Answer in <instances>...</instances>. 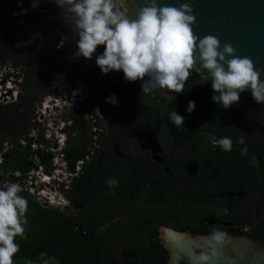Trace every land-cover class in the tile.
<instances>
[{"label":"flooded vegetation","instance_id":"1","mask_svg":"<svg viewBox=\"0 0 264 264\" xmlns=\"http://www.w3.org/2000/svg\"><path fill=\"white\" fill-rule=\"evenodd\" d=\"M49 4L54 3L41 0L42 6L50 7L46 11L50 12L49 24L58 29L53 34L57 37L55 45L62 38L65 41L56 50L61 52L59 55L73 57L77 51V37L69 30L61 10ZM103 51L101 45L92 59L80 56L60 61L58 75L62 81L71 82L69 90L72 87L80 90L83 96L78 98L77 106L88 99L89 108L97 106V111L105 115L101 121L98 115L94 125L96 131L86 145L88 149L90 146L97 149L93 160L109 161L108 167L114 165L110 171L111 178L117 177L121 188L118 203L112 204L108 199L103 206L95 204V209L90 208L89 212L72 204L60 210L83 220L99 215L98 222H91L93 227L89 225L88 231L92 236L94 232L99 234L97 238L94 236L103 245L98 249L102 250L106 260L112 258L111 262H116V255L125 257L137 252H151V239L156 246L166 250L161 243L164 229L201 235L198 232H212L217 228L230 232L227 233L230 235L242 233L248 237L264 232V191L256 188L255 174L248 169V165H254L251 161L253 149L255 146L260 148L258 139L264 140V135L250 129L249 123L254 121L264 128V120L258 122L231 106L223 113L217 104L209 115L201 111L196 114L197 106L189 113L188 105L184 104L185 123L177 127L165 114L170 112L167 111L169 104L154 93L145 97L140 84L139 93L151 104L148 110L138 111L135 115L125 110L111 112L102 102L107 92L113 91L108 85L122 71L101 72L95 61ZM192 132L195 136L190 138L188 134ZM225 136L233 140L231 151H224L215 143ZM240 137L244 138V144L236 142ZM245 147L247 153L242 157L238 151ZM239 160L240 164L237 163ZM148 179L155 181L154 188L162 189L161 195L157 193L154 197V203L146 199ZM223 209H227V214ZM236 218L245 226L235 222ZM92 244L96 249V243Z\"/></svg>","mask_w":264,"mask_h":264},{"label":"trees","instance_id":"2","mask_svg":"<svg viewBox=\"0 0 264 264\" xmlns=\"http://www.w3.org/2000/svg\"><path fill=\"white\" fill-rule=\"evenodd\" d=\"M7 1L11 3L12 0ZM13 10L14 7L12 6L8 10L0 8V68L9 63L13 71L18 70L21 72L23 79L17 101L5 105H2V102V104L0 103V150H2L4 143L12 145L11 150L5 156V164L0 165V186L4 185L7 181H11V183L17 182L15 178L8 177L9 172L27 173L33 169L34 165L32 157L36 153H33L30 146L19 145L21 137H17L16 133L13 134L14 130L11 127L20 125L22 135L34 127L41 128L40 124L33 122L36 106L42 102L46 95L59 96L61 90V84L58 85V69L50 67L46 63L50 50H48V47L43 48L46 46L44 44L45 38L22 41L23 38H15L16 36L3 31L4 27L8 31L3 13L6 11L7 17L11 19V12ZM48 10H50L49 6L41 5L33 12L35 24L32 25V28L37 26L46 34L50 32L47 20L50 12L46 13ZM2 46L4 50L1 49ZM51 52L54 56L61 53L57 50ZM44 83H48L51 90H46L43 87ZM139 87L138 81H126L122 72L112 84L108 85V88L113 91H108L107 97L114 95L117 103H106L107 97L102 103L111 112L112 110H125L124 112L135 115L138 111L148 110L151 104L139 93ZM212 95L213 90L211 88V81H209L195 87L192 91L184 92L177 96L168 105L167 111L170 112H165V114L169 115L176 110L177 114L185 117V112L182 111L184 109L183 105H188L189 101H194L195 106H197L196 114L201 111L209 115L210 111L213 112L215 110L214 106L216 104L211 100ZM88 103L90 101L87 99L84 104L79 105V109L69 111L74 124L71 128L72 135L69 138V146L65 150V153L72 170H76L78 163L86 159L85 157L88 154L86 143L92 138L94 125L91 120L87 119V116L95 115L97 113V106L89 108ZM162 104L166 107L163 101ZM217 105L224 113L226 109L220 104ZM231 107L240 110L248 117H253L258 122H262L261 119L264 120V104L254 102L250 92L246 91L242 93L240 102ZM188 128L191 130L189 126ZM188 135L192 138L195 136V133L192 132ZM258 141L261 143L260 148L255 146L253 153H251L253 157L251 161H254V165H247L248 169H252L255 174L256 188H263L264 191V140L258 139ZM40 154L41 162L48 168H51L53 155L46 151H42ZM238 154L242 157L245 156L241 155V150L238 151ZM108 163L109 161L98 160L97 158L92 160L82 176L72 185L71 191H65L67 198L75 208L83 212H89L90 210H94L96 205L103 206L108 199H111L112 204L118 203L121 188L119 184L111 189L109 188L107 181L113 176L110 170L114 165L108 167ZM237 163L240 164V160ZM147 181L153 180H146L148 186L146 199L148 202L154 203V197L157 193L161 195L162 189L160 187L154 188L155 181L152 184L147 183ZM19 195L26 197L28 200L27 225L25 226L26 233L24 238H16L20 245V250L13 257L14 263L26 264V261L31 260L34 264H42V261L39 259L41 252L47 253L44 259H48L49 264L51 262H55V264H165L169 258L167 251L161 246H156L154 244L155 241L151 239L150 243H153L154 247L151 248V252H137L136 255L125 257L116 255V262H109L103 256L102 250L98 249L103 247L102 243L94 237L96 236L97 238L99 234L94 232V236H92L88 231L89 225L93 227L91 222H98L99 215L86 217L83 220L68 216L58 208H46L29 193L21 192ZM235 222H240V226H245L238 218L235 219ZM262 226H264V223ZM80 228H83V231ZM198 233L206 236L212 232ZM232 234L236 237L243 236L242 233ZM249 237L254 241L264 242V232L262 231H259L257 235H249ZM92 243H96V249Z\"/></svg>","mask_w":264,"mask_h":264},{"label":"clouds","instance_id":"3","mask_svg":"<svg viewBox=\"0 0 264 264\" xmlns=\"http://www.w3.org/2000/svg\"><path fill=\"white\" fill-rule=\"evenodd\" d=\"M48 2L61 10L69 30L77 37V51L72 58L82 56L92 59L98 46L103 45L104 51L96 56L95 61L101 72L122 71L126 81H142L141 91L144 94L158 90L181 93L195 70L197 74L202 71L208 73L213 90L211 100L225 109L238 104L241 94L246 91L250 92L254 102L264 104V80L260 79L264 69L257 68L249 57L238 56L231 43L225 42L221 49L216 36H197L194 32L196 14L191 0L178 6L144 0L135 18L127 14L128 0ZM39 3L40 0H31L33 8ZM26 14L27 9H21L19 15ZM64 42L62 38L57 48L62 47ZM197 63L200 68H196ZM76 94L77 91H74L73 96ZM78 94L80 98L82 94ZM105 102L117 103L114 95L107 97ZM194 109L195 102L189 101L187 111L191 113ZM168 118L177 127L185 123V117L177 114L176 110ZM236 142L244 144V138L240 137ZM215 143L224 151L233 148V140L227 136L215 140ZM246 152L247 149L243 148L241 155ZM107 183L111 189L117 186L118 181L110 178ZM23 190L19 183L11 182H5L0 188V264H14L13 257L20 250L16 238H24L26 233L28 200L19 195ZM223 211L227 214V209ZM228 243L227 232L214 228L206 244L194 245L185 253L188 264H211L217 255L216 246L223 247ZM46 255L40 253L42 264H49V260L44 259ZM26 264L34 262L28 260Z\"/></svg>","mask_w":264,"mask_h":264},{"label":"water","instance_id":"4","mask_svg":"<svg viewBox=\"0 0 264 264\" xmlns=\"http://www.w3.org/2000/svg\"><path fill=\"white\" fill-rule=\"evenodd\" d=\"M143 2L144 0H128L127 14L130 18H135ZM183 2L187 0H158L162 5L174 6ZM191 6L196 14L194 32L197 36H216L220 40L221 49L225 42L231 43L238 56L249 57L257 68L264 69V0H191ZM196 68H200L199 63ZM260 79L264 80V71L261 72ZM209 81L211 79L206 71L197 74L194 70L181 93L158 90L154 94L170 104L180 94L192 91ZM138 82L142 84V81ZM249 126L264 135V128L254 121ZM44 206L49 208L50 204L46 203ZM209 236L164 229L161 243L169 256L165 264H188L185 253L194 245L206 244ZM228 240L227 245L216 246L217 255L211 264H264V242L254 241L248 236L236 237L230 234Z\"/></svg>","mask_w":264,"mask_h":264},{"label":"built area","instance_id":"5","mask_svg":"<svg viewBox=\"0 0 264 264\" xmlns=\"http://www.w3.org/2000/svg\"><path fill=\"white\" fill-rule=\"evenodd\" d=\"M74 91H77L75 96H73ZM78 93L79 90H62L59 96L43 98L42 102L36 106V116H34L36 118L33 120L36 124H40L41 128L34 127L19 142L20 146H30L32 150L40 153L46 151L52 154V167L48 168L41 162V154L39 153L40 155L32 158L34 159V167L31 171L27 173L9 172L8 175L12 178L18 176V178H15L16 183L23 187V192L33 195L42 206L49 203L50 207L62 210L70 207V201L66 197L65 191L68 192L72 189V185L82 176L97 150L90 146L86 159L78 163L76 170H72L65 150L69 146V128L74 123L70 118L69 111L78 105ZM3 97L4 95L1 92L0 100L5 101L6 98ZM18 97L19 93L15 96V101ZM2 103L4 104V102ZM66 107H69V110H66ZM58 110L59 119L55 115L52 116ZM63 111L65 116H62ZM87 118L95 124L97 123L98 114L96 117L95 115H88ZM93 131L96 130L93 129ZM42 135L46 138L44 141L41 140L40 136ZM11 148V144L5 143L2 150H0V165L5 164V156ZM35 166L38 168H35Z\"/></svg>","mask_w":264,"mask_h":264},{"label":"rangeland","instance_id":"6","mask_svg":"<svg viewBox=\"0 0 264 264\" xmlns=\"http://www.w3.org/2000/svg\"><path fill=\"white\" fill-rule=\"evenodd\" d=\"M40 2H41V0H40ZM49 5H51L53 8H56L55 4H49ZM11 6L14 7V10L11 12V19L7 17L6 11L3 13V17L7 22L8 31H7V29L5 30V27H4V30L2 27V30L5 33L9 32V34L12 36H16L15 38H18V39L23 38L22 41L23 40H30V41L31 40H41V39L45 38L44 44H46V46H44L43 48L48 47V50H50V52L48 53L49 58L46 59V63L48 64V66L56 67L60 71L59 62L60 61L65 62L66 59H68L69 57L71 58L72 55L65 56L63 54H60V55L57 54L54 56V54H52L51 51L56 50V49L57 50L60 49V48H57V45H55L57 37L54 35L58 31L56 26L48 24V28L50 29L51 34H50V32H48L46 34L45 32L42 31V29H39L37 26L35 28H32V25L35 24L34 23L35 22V16H34L33 12L36 11L41 6V3H39L38 7L33 8L31 6V0H23L22 3H20L19 0H12L11 3L7 0H0V8L1 9L8 10ZM25 8L27 9V14L25 16L19 15L21 9H25ZM13 13H17V15H13ZM47 20H48V22H50V20H51L50 15L47 17ZM1 49L4 50V47L2 46ZM58 70H57V73H59ZM22 79H23V77L21 76V72H19L18 70L13 71V69H12V67H10L9 63L5 64V66L0 68V94L2 92L4 95L3 98H6L5 101H3L2 99L0 100V103L4 102V104L1 103L2 105H5V103H8V102L15 101V96L18 93L20 94V90H21L20 85L22 83ZM59 84H61L60 85V89H61L60 92H61L62 90H69L71 82L62 81V79L60 78L58 81V85ZM43 87H45L46 90H51L50 85L48 83H44ZM72 90H77V89H72ZM47 96H50V95H46L45 97H47ZM80 96H83V95H80ZM146 96H148V95L145 94V97ZM9 98H10V100H9ZM77 108H80V106H77L75 109H77ZM65 109L69 110V107H66ZM97 114L101 117L100 121L105 116V115H103L102 111H99V112L97 111ZM97 114L95 115V117L97 116ZM54 115L59 119V110L52 114V116H54ZM34 116H36V108L34 110ZM62 116H65L64 111H63ZM70 118H71V116H70ZM19 126L20 125H18L17 127H15V126L11 127L14 130L13 134L16 133L17 137L20 136L22 138V137H24V135L26 136V134H28V132L30 130H33V129H30L27 133H24L22 135V131H21ZM69 131H70V135H71V129L70 128H69ZM40 137H41V140L46 139L44 135H42ZM33 153H36V154L32 158L40 155L39 151L33 150ZM33 167H34V165H33ZM13 173H17V172H13ZM15 178H18V176H16ZM7 182H11V181H7ZM2 187H3V185L0 186V188H2ZM65 194H66V192H65ZM107 260L109 262H111L112 258H107ZM14 264H20V263H14ZM50 264H55V262H51Z\"/></svg>","mask_w":264,"mask_h":264}]
</instances>
